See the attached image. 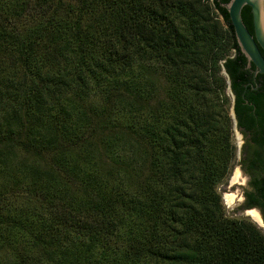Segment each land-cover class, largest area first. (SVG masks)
Masks as SVG:
<instances>
[{"label": "trees", "instance_id": "1", "mask_svg": "<svg viewBox=\"0 0 264 264\" xmlns=\"http://www.w3.org/2000/svg\"><path fill=\"white\" fill-rule=\"evenodd\" d=\"M228 1L0 0V264H264L216 190L234 157L221 71L246 78ZM256 79L237 119L264 171Z\"/></svg>", "mask_w": 264, "mask_h": 264}, {"label": "flooded vegetation", "instance_id": "2", "mask_svg": "<svg viewBox=\"0 0 264 264\" xmlns=\"http://www.w3.org/2000/svg\"><path fill=\"white\" fill-rule=\"evenodd\" d=\"M262 52V50H261ZM264 52V51H263ZM263 55V54H262ZM264 57V56H263ZM245 67L242 69L245 71L246 78L243 82V86L239 88V91L237 92L232 88L231 86V80L227 73L225 72V69H222V72L224 73L225 80H226V89H228V98H229V110H230V117H231V136H233V129L236 128L241 137H244V144H243V150H242V160H241V165L242 167H246L247 171L252 174V178L249 182L250 187L246 189L245 191V196H246V206L248 207H257L258 213H260L264 219V205L260 204L257 199H259L258 191L256 189V185L254 184L255 179L258 177L262 176V169H248L247 164H248V159L251 161L250 156L253 154V150L256 148V144L250 139V133H247L244 131L243 127L239 125L238 119H237V114L239 111V108H246L248 111H251V113H254L256 105L254 101V97L259 95L260 92H263L261 89V84L257 81L258 78H264L263 74L260 73H255V67L251 63L247 62L245 58ZM238 97H240L241 104L239 105L236 103ZM250 113V115H251ZM253 116V115H252ZM254 122V129H257L256 127L259 125L258 124V117L255 115L253 116ZM263 124H264V118H263ZM232 138V137H231ZM232 140V139H231ZM255 199V200H254ZM260 201V200H259Z\"/></svg>", "mask_w": 264, "mask_h": 264}, {"label": "rangeland", "instance_id": "3", "mask_svg": "<svg viewBox=\"0 0 264 264\" xmlns=\"http://www.w3.org/2000/svg\"><path fill=\"white\" fill-rule=\"evenodd\" d=\"M221 73L224 74L222 71ZM225 92L228 94V89ZM231 137L234 146V157L231 161L228 174L216 186V190L221 198L224 214L231 218L252 222L264 235V219L262 215L258 213L257 207L246 206L245 190L250 187L249 182L252 174L247 171L246 167H242L241 165L242 147L245 139L241 137L236 128L233 129V136ZM5 180L4 176H0V184L4 183ZM258 214L261 215L260 219V215L258 216Z\"/></svg>", "mask_w": 264, "mask_h": 264}, {"label": "water", "instance_id": "4", "mask_svg": "<svg viewBox=\"0 0 264 264\" xmlns=\"http://www.w3.org/2000/svg\"><path fill=\"white\" fill-rule=\"evenodd\" d=\"M221 6L229 15L241 53L249 64L254 65L255 73L264 75V57L261 52L264 51V0H229ZM244 6L250 8L253 33L248 30L242 19Z\"/></svg>", "mask_w": 264, "mask_h": 264}]
</instances>
